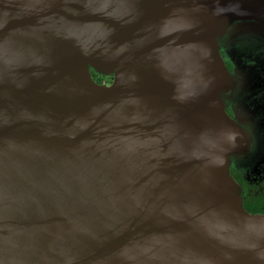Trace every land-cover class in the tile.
<instances>
[{
  "label": "water",
  "instance_id": "water-1",
  "mask_svg": "<svg viewBox=\"0 0 264 264\" xmlns=\"http://www.w3.org/2000/svg\"><path fill=\"white\" fill-rule=\"evenodd\" d=\"M237 18L264 0H0V264H264L230 172Z\"/></svg>",
  "mask_w": 264,
  "mask_h": 264
},
{
  "label": "rangeland",
  "instance_id": "rangeland-1",
  "mask_svg": "<svg viewBox=\"0 0 264 264\" xmlns=\"http://www.w3.org/2000/svg\"><path fill=\"white\" fill-rule=\"evenodd\" d=\"M254 19L229 21L218 37L219 52L230 80L223 85L225 107L234 112L233 119L244 131L243 145L235 149L230 166L249 178L264 177V29ZM97 69V68H96ZM98 70V69H97ZM105 74L104 72H101ZM107 74V73H106ZM227 98V100H226Z\"/></svg>",
  "mask_w": 264,
  "mask_h": 264
},
{
  "label": "trees",
  "instance_id": "trees-1",
  "mask_svg": "<svg viewBox=\"0 0 264 264\" xmlns=\"http://www.w3.org/2000/svg\"><path fill=\"white\" fill-rule=\"evenodd\" d=\"M96 78L99 77V83L109 74L95 72ZM113 75L111 74V80ZM230 172L241 189L244 208L252 214H264V178H249L245 173L230 167Z\"/></svg>",
  "mask_w": 264,
  "mask_h": 264
},
{
  "label": "flooded vegetation",
  "instance_id": "flooded-vegetation-1",
  "mask_svg": "<svg viewBox=\"0 0 264 264\" xmlns=\"http://www.w3.org/2000/svg\"><path fill=\"white\" fill-rule=\"evenodd\" d=\"M246 21H252L257 27H259L260 29V32H261V28L262 29H264V22H262V21H259V20H246ZM264 31V30H263ZM228 69H230V71H232V69H231V66H230V64L228 63ZM95 72H97V70L94 68V67H92V66H90V73H91V75H92V78H93V80L96 82V83H99V77H97L96 78V76H95ZM113 75V78H112V80H111V74L109 75V77L108 78H105L101 83H99V84H104V85H108V86H110L112 83H113V81H114V78H115V76H114V74H112ZM226 100H227V98H226ZM227 102H228V104H227V107H226V111H227V113L229 114V116L230 117H232L233 119H236V117H235V114H234V112L231 110V108H229V100H227ZM231 168H234L235 170H237V171H240L239 169H237V168H235V167H232V166H230ZM240 172H242V171H240ZM244 173V172H243ZM246 174V173H245ZM247 175V174H246ZM248 176V175H247ZM264 178V177H263Z\"/></svg>",
  "mask_w": 264,
  "mask_h": 264
},
{
  "label": "crops",
  "instance_id": "crops-1",
  "mask_svg": "<svg viewBox=\"0 0 264 264\" xmlns=\"http://www.w3.org/2000/svg\"><path fill=\"white\" fill-rule=\"evenodd\" d=\"M256 20V19H255Z\"/></svg>",
  "mask_w": 264,
  "mask_h": 264
}]
</instances>
